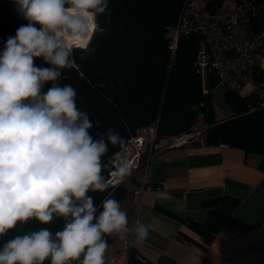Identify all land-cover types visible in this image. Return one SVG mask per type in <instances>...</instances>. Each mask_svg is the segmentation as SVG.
<instances>
[{"label":"clouds","instance_id":"clouds-1","mask_svg":"<svg viewBox=\"0 0 264 264\" xmlns=\"http://www.w3.org/2000/svg\"><path fill=\"white\" fill-rule=\"evenodd\" d=\"M14 2L27 23L0 52V236L30 221L41 227L0 246V264H105V237L142 243L149 230L139 221L129 227L111 195L100 205L89 195L106 191L102 158L123 138L111 127L94 137L76 89L58 81L75 66L63 37L85 49L96 17L111 14L108 0ZM54 219L61 230L47 227Z\"/></svg>","mask_w":264,"mask_h":264},{"label":"trees","instance_id":"trees-1","mask_svg":"<svg viewBox=\"0 0 264 264\" xmlns=\"http://www.w3.org/2000/svg\"><path fill=\"white\" fill-rule=\"evenodd\" d=\"M186 0H108L110 15H99L100 32L91 36L85 49L72 50L74 67L65 69L60 85L71 84L77 91V107L89 114L96 125L90 131L95 137L111 127L123 138V143L109 146L102 158V177L111 169L108 159L121 149L130 136L157 121L158 136L179 135L188 131L199 113L209 125L205 146L225 145L261 157L258 169L264 173V109L249 112V100L227 92V102L235 116L216 123L211 95L202 94L201 75L195 66L200 38L192 35L179 41L176 58L169 66L165 33L172 25ZM264 3V0H259ZM27 23L17 11L14 0H0V52L8 37L14 36ZM37 64L44 65L37 60ZM215 87V80H209ZM203 103V104H202ZM264 183V181H263ZM126 190L119 186L103 193H92L94 202L111 195L122 202ZM240 201L223 195L205 200L203 222L176 219L196 235L201 243L180 232L179 237L205 250L221 230L234 223V211ZM167 215H171L164 211ZM172 216V215H171ZM64 221L54 219L47 225L53 232L61 230ZM30 221L4 236L0 246L16 235L38 230ZM108 245L118 239L105 237ZM44 264H49L48 260ZM76 264H79L77 261ZM127 264H150L132 249Z\"/></svg>","mask_w":264,"mask_h":264},{"label":"crops","instance_id":"crops-1","mask_svg":"<svg viewBox=\"0 0 264 264\" xmlns=\"http://www.w3.org/2000/svg\"><path fill=\"white\" fill-rule=\"evenodd\" d=\"M260 161L259 155L225 145H188L155 156L145 178L141 170L135 172L121 185L126 194L120 205L131 227L136 215L132 193L142 184L150 187L137 207L136 222L149 230L148 238L133 247L140 259L150 264H264V173L257 168ZM223 195L240 201L233 213L234 223L221 230L205 250L181 240L180 232L201 243L176 217L203 222L206 210L202 203ZM121 246L119 238L108 245L105 264H126Z\"/></svg>","mask_w":264,"mask_h":264},{"label":"built area","instance_id":"built-area-1","mask_svg":"<svg viewBox=\"0 0 264 264\" xmlns=\"http://www.w3.org/2000/svg\"><path fill=\"white\" fill-rule=\"evenodd\" d=\"M192 35L200 38L195 66L201 75L203 96L222 87L249 100L250 113L264 109V3L259 0H186L176 21L165 33L168 68L176 58L179 41ZM209 80H215V87L209 86ZM157 128V121L140 128L110 156L111 169L104 179L106 189L121 186L140 170L145 178L151 160L168 150L188 145L205 146L209 125L204 114L199 113L188 131L179 135L160 137ZM122 168H126L127 174L121 175ZM146 190L150 187L142 184L132 193L136 206L134 223L141 195ZM120 241L127 264L136 240L130 234Z\"/></svg>","mask_w":264,"mask_h":264},{"label":"rangeland","instance_id":"rangeland-1","mask_svg":"<svg viewBox=\"0 0 264 264\" xmlns=\"http://www.w3.org/2000/svg\"><path fill=\"white\" fill-rule=\"evenodd\" d=\"M95 23L97 24L96 20ZM94 32L95 35L100 32L99 25ZM226 93H227L226 90L222 87H217L212 92L211 102H212L214 119L216 121H222L227 118L235 116V112L230 108L227 102Z\"/></svg>","mask_w":264,"mask_h":264},{"label":"bare ground","instance_id":"bare-ground-1","mask_svg":"<svg viewBox=\"0 0 264 264\" xmlns=\"http://www.w3.org/2000/svg\"><path fill=\"white\" fill-rule=\"evenodd\" d=\"M94 31H95V30H94ZM94 31H92V32L89 33V38H91V36L93 35ZM63 39H64L67 43H69V44H73V45H76V46H78V47H80L79 45H80L81 43H83V42H80V41H73V40L69 39L68 37H63ZM89 40H90V39H89ZM89 40H88V42H89Z\"/></svg>","mask_w":264,"mask_h":264}]
</instances>
